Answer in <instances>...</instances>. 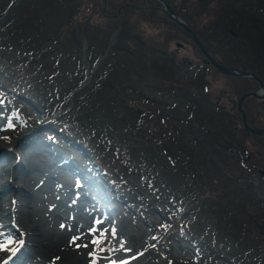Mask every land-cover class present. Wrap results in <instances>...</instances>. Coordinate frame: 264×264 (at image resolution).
Returning <instances> with one entry per match:
<instances>
[{"label":"trees","instance_id":"obj_1","mask_svg":"<svg viewBox=\"0 0 264 264\" xmlns=\"http://www.w3.org/2000/svg\"><path fill=\"white\" fill-rule=\"evenodd\" d=\"M14 2L0 0V17ZM164 2L216 62L264 86V0ZM172 44L190 46L197 63L183 67ZM82 45L88 69L97 63L86 84ZM256 89L213 70L156 0H18L0 21V106L38 108L55 144L127 195L149 238L145 264L170 240L192 248L193 264H264V137L245 132L236 110ZM241 108L264 130V97ZM16 124L12 138L32 130Z\"/></svg>","mask_w":264,"mask_h":264},{"label":"rangeland","instance_id":"obj_2","mask_svg":"<svg viewBox=\"0 0 264 264\" xmlns=\"http://www.w3.org/2000/svg\"><path fill=\"white\" fill-rule=\"evenodd\" d=\"M112 43L110 40L109 44ZM170 50L176 54L177 62L183 67L194 65L198 61L190 46L176 48L172 44ZM221 80V77L217 76L211 81L209 93L213 101L220 96ZM221 104L224 107L227 105L224 100ZM64 106L69 108L68 101L64 102ZM20 110L18 112L14 105L0 106V242L11 238L15 242L12 247L19 248L15 256H11L10 251H0V260H8V264H46L38 259L30 260L23 255L30 246L25 243L23 238L25 234L23 235V229L16 220L15 212L18 205L24 204L19 199H23L24 193L30 192V199L26 197L24 200L26 205L24 207L27 210L25 222L35 221L49 213L60 217L67 213L70 219L79 214L84 219L85 225L80 221L79 224L88 225L89 229L93 226L98 229L96 234L88 232L87 240L81 243L88 245V247H80L81 259L84 260L82 264H93V261L95 264H111L112 261L116 264H120L121 261H127V264H145L141 260L147 253L144 252L147 250L145 246L149 238L145 229L133 224L130 213L125 208L127 195L120 193L117 188L111 192L110 188L105 187L96 171L83 163L80 155L69 151L65 145L66 141L55 144L51 135H47V132L50 134L53 132L43 129L48 128L49 123L40 124L38 108L22 103ZM18 120L32 130L23 136L12 138L10 134L13 127L17 129ZM9 124L12 125L11 128ZM42 133L46 134L42 135ZM94 168L98 170L97 167ZM18 176L22 177V182H18ZM130 182L140 189L137 181L130 180ZM13 191L21 193L17 196ZM67 197L76 205L68 203ZM60 201L66 203L69 212H63ZM107 203L115 216L110 213ZM162 206H167V202L162 201V205L158 206L154 215L149 217L151 224H158L162 218ZM76 209L79 210L77 214L74 213ZM257 222L264 226L261 218H257ZM60 225L64 224L59 223ZM100 233H104L106 239L101 245H92L91 240L99 238ZM19 241H23L22 246ZM158 250L164 259L160 254H153L155 260L147 264H193L192 248L187 244H178L170 240L165 249L158 248ZM261 260L262 255L258 258V262ZM72 263L73 261L69 260L61 264ZM218 264H221L220 261Z\"/></svg>","mask_w":264,"mask_h":264},{"label":"bare ground","instance_id":"obj_3","mask_svg":"<svg viewBox=\"0 0 264 264\" xmlns=\"http://www.w3.org/2000/svg\"><path fill=\"white\" fill-rule=\"evenodd\" d=\"M24 170H26V167ZM17 178H18V182L23 181L22 177L18 176ZM21 192H14V194L19 196ZM26 197L30 199V192L24 193L23 199H19L24 204L18 205L16 207L17 211L15 212L16 220L23 229L22 232L23 235L25 234L24 237L23 236L22 237L24 238L27 246L28 245L30 246V248L26 249L27 252H24L23 255L27 256L30 260L38 259L46 264L67 263L69 260L73 261L72 264H82V262L84 261L83 259H81V255H80V252L82 250L80 247L78 248L76 245L77 244L81 245V243H85V241L88 238V232L90 226L89 227L88 225L82 226L81 224H79L80 221V223L85 225L84 219L81 218L79 214H78L79 216L76 215L75 217H72L73 219H70V216H68L67 213H65V215L61 217L59 215L51 214V213L46 215L44 214L45 216L39 217L35 221L33 220L30 222L26 220L27 222H25L24 217L27 216L26 214L27 210H25L26 208L24 207L26 206L24 200L26 199ZM20 201H18V203ZM67 201L68 203H72V200L68 197H67ZM59 204L63 208L64 210L63 212L70 211V209H68V206H66V203L60 201ZM72 204L74 206L76 205L75 203ZM107 206L110 209V205L108 203ZM74 213L75 214L79 213V210L76 209ZM110 213L115 216L114 211L111 209H110ZM59 223L64 224V227L63 228L60 227L61 225L59 226ZM75 236H79L80 239L77 240L75 244L70 243V241H72L73 237Z\"/></svg>","mask_w":264,"mask_h":264},{"label":"water","instance_id":"obj_4","mask_svg":"<svg viewBox=\"0 0 264 264\" xmlns=\"http://www.w3.org/2000/svg\"><path fill=\"white\" fill-rule=\"evenodd\" d=\"M157 3L159 4L162 12L166 14V16L170 19L172 23L177 25L178 27L182 28L185 32V34L188 36L190 42L198 49V51L201 53V55L204 57L205 61L213 70H215L218 74L225 76V77H236V78H245V79H250L253 82L257 84V89L252 92H248L244 95H242L237 103H236V110L240 116V123L242 129L250 134L251 136L255 137H264V130H253L249 128L244 120V113L241 109V105L244 100L249 99V98H254V99H261L264 97V86L263 84L251 73L245 71V70H239V69H230L227 67H224L220 65L212 56L206 51V49L202 46V44L196 39L192 31L188 28H186L182 22L174 16L172 13L171 9L165 4L164 0H156ZM18 0H15V2L11 5V7L0 17V21H2L6 13L13 9L15 5L17 4ZM176 48H181L182 46L180 44H175ZM259 176L264 177V171L259 170L257 172Z\"/></svg>","mask_w":264,"mask_h":264},{"label":"snow or ice","instance_id":"obj_5","mask_svg":"<svg viewBox=\"0 0 264 264\" xmlns=\"http://www.w3.org/2000/svg\"><path fill=\"white\" fill-rule=\"evenodd\" d=\"M10 128L12 127L11 124L8 125ZM97 223H99V221H97ZM61 227L63 228L64 225H61ZM89 232L91 234H96L98 232V229L96 227H91L89 229ZM113 235L115 234L114 231L112 233ZM80 237L79 236H75L73 237L72 241H70V243L75 244L77 240H79ZM106 239V235L104 233H100L99 238H93L91 240V244L94 246L97 245H101L104 240ZM15 243L14 241L11 240V238H9L7 241L5 242H0V251H4V252H11V256H15V254L19 251V248H14L12 247V244ZM21 246L23 245V241H19L18 242ZM78 248L79 247H88L87 244L84 245H76ZM90 255H92V253H90ZM11 256H9V259H11ZM0 264H8V260H0ZM93 264H95V261H93ZM111 264H116L115 261H112ZM120 264H127V261H121Z\"/></svg>","mask_w":264,"mask_h":264}]
</instances>
